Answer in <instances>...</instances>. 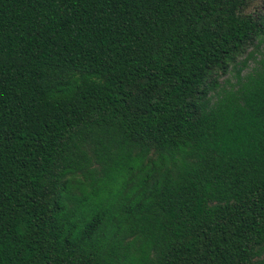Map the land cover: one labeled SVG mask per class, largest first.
Instances as JSON below:
<instances>
[{
    "label": "trees",
    "instance_id": "trees-1",
    "mask_svg": "<svg viewBox=\"0 0 264 264\" xmlns=\"http://www.w3.org/2000/svg\"><path fill=\"white\" fill-rule=\"evenodd\" d=\"M249 1L0 0V264H264Z\"/></svg>",
    "mask_w": 264,
    "mask_h": 264
},
{
    "label": "rangeland",
    "instance_id": "rangeland-1",
    "mask_svg": "<svg viewBox=\"0 0 264 264\" xmlns=\"http://www.w3.org/2000/svg\"><path fill=\"white\" fill-rule=\"evenodd\" d=\"M262 8L264 11V0H250L248 4L245 7L246 11H252L255 9H260ZM259 49H264V42L259 46ZM252 65V60L249 59L247 61V68ZM234 71H228L224 75H218L216 78V83L224 84L226 81L231 82L234 80Z\"/></svg>",
    "mask_w": 264,
    "mask_h": 264
}]
</instances>
